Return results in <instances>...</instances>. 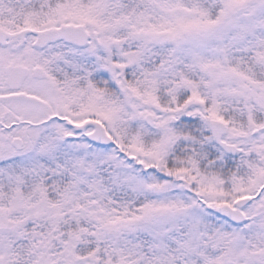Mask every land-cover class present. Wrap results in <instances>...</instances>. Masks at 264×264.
Listing matches in <instances>:
<instances>
[{
    "label": "snow or ice",
    "instance_id": "snow-or-ice-1",
    "mask_svg": "<svg viewBox=\"0 0 264 264\" xmlns=\"http://www.w3.org/2000/svg\"><path fill=\"white\" fill-rule=\"evenodd\" d=\"M0 264H264V0H0Z\"/></svg>",
    "mask_w": 264,
    "mask_h": 264
}]
</instances>
